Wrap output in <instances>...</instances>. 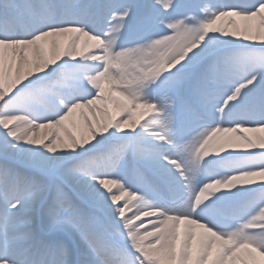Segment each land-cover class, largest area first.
I'll return each mask as SVG.
<instances>
[{
  "label": "snow or ice",
  "instance_id": "snow-or-ice-1",
  "mask_svg": "<svg viewBox=\"0 0 264 264\" xmlns=\"http://www.w3.org/2000/svg\"><path fill=\"white\" fill-rule=\"evenodd\" d=\"M0 264H264V0H0Z\"/></svg>",
  "mask_w": 264,
  "mask_h": 264
}]
</instances>
